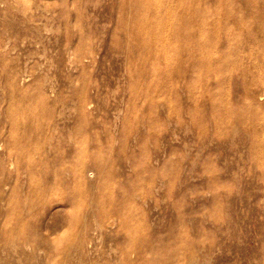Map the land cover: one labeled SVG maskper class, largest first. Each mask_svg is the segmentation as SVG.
Here are the masks:
<instances>
[{
    "label": "rangeland",
    "instance_id": "rangeland-1",
    "mask_svg": "<svg viewBox=\"0 0 264 264\" xmlns=\"http://www.w3.org/2000/svg\"><path fill=\"white\" fill-rule=\"evenodd\" d=\"M220 8L263 47L215 66ZM263 128L264 0H0V260L36 259L20 230L99 260L174 226L264 262Z\"/></svg>",
    "mask_w": 264,
    "mask_h": 264
},
{
    "label": "bare ground",
    "instance_id": "bare-ground-1",
    "mask_svg": "<svg viewBox=\"0 0 264 264\" xmlns=\"http://www.w3.org/2000/svg\"><path fill=\"white\" fill-rule=\"evenodd\" d=\"M227 11L229 12L228 8H220L215 15L211 16L210 24L205 22L200 26L198 45H200L202 53L205 52L204 57H208L211 64L215 66L220 63H222L221 65H230L238 62L246 57L244 55L246 49L253 50L263 47V42L257 41L255 38V34L259 29L257 30L256 27L251 25L253 21L242 17L236 19L232 11V15H228ZM260 133L264 135V128L260 130ZM3 204L6 203L0 193V211L4 208L2 207ZM15 216L18 218L20 214L15 212ZM14 217L12 221L16 219ZM18 233L22 235L20 236V246L23 249L29 248L28 250H30V248H33L38 252L43 251V253L47 251L45 247L34 246V242L37 240L33 239L32 235L24 230L17 231ZM10 236L6 234L4 237L9 238ZM46 238L47 240L42 238L43 241L51 240L49 236ZM110 248L114 251L120 250L121 253L116 256L105 253L99 255V260H95L90 253L81 251L82 253L66 254L59 248H56V250L53 248L47 254V260L42 258L40 252L35 251L36 259L41 261L40 263H37L36 259L33 262L28 260L27 257H14L13 255L7 260L2 257L3 260H0V264H208L209 258L212 257L217 262L228 261L225 256H219L221 248L219 243H204L203 241L191 239L187 235H182V228L174 226L169 227L166 235H161L159 232L149 229L144 233L130 237L122 245L115 242L110 245ZM10 250L16 251L14 246L13 248L11 246ZM105 256H108V258ZM257 264H264V262Z\"/></svg>",
    "mask_w": 264,
    "mask_h": 264
}]
</instances>
